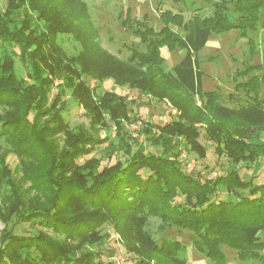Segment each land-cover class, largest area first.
Listing matches in <instances>:
<instances>
[{
    "label": "trees",
    "instance_id": "trees-1",
    "mask_svg": "<svg viewBox=\"0 0 264 264\" xmlns=\"http://www.w3.org/2000/svg\"><path fill=\"white\" fill-rule=\"evenodd\" d=\"M209 2L213 11L206 17L193 14L186 20L181 12L162 11L158 30L146 16L134 22L125 16L121 26L139 39L145 52L131 47L130 56L119 60L96 43L81 0H5L0 7V150L22 161L28 186L13 179L5 167L1 170L0 157V187L8 191L16 221L50 234L9 230L1 243L0 264H114L102 261L99 250L111 231L121 237L133 264H188L178 256L183 250L179 240L147 244L142 228L153 218L192 233L195 250L214 264L226 263L225 248L244 264H264V182L245 181L237 169L200 180L185 171L171 143L170 134L182 136L204 158V148L192 136L193 125L202 123L204 137L228 161L254 164L264 156V142L245 135L264 128V62L237 72L234 93L224 99L218 90L202 91L205 74L198 58L212 35L232 31L246 40L249 58L258 57L249 34L264 26V0ZM63 35L73 36L80 47L77 55L65 54L58 44ZM163 48L183 52L169 71L163 69ZM15 49L30 71V84L15 73ZM60 79L63 84L52 96V86ZM87 79H111L139 95L171 100L180 116L158 127L160 150H134L125 143L121 121L131 118L126 101L114 92L96 93ZM65 90L84 108L95 132L104 127L106 117L116 126L120 148L110 144L101 159L77 162L109 138L67 129ZM211 120L223 125L215 127ZM57 132L65 135L63 146L53 137ZM31 193L37 204L28 209L24 196Z\"/></svg>",
    "mask_w": 264,
    "mask_h": 264
},
{
    "label": "rangeland",
    "instance_id": "rangeland-1",
    "mask_svg": "<svg viewBox=\"0 0 264 264\" xmlns=\"http://www.w3.org/2000/svg\"><path fill=\"white\" fill-rule=\"evenodd\" d=\"M81 1L87 5L92 25L97 34L96 43L115 59L119 60H126L130 56L129 49L131 47L145 52L139 39L136 38L130 30L121 26V21L125 16H128L131 22L136 20L141 21L144 16H146L147 23L158 30L161 25L158 17L164 10L169 9L173 12H181L186 20L190 19L193 14L206 17L213 11L209 0H198L194 3L186 2V4L181 2L175 3L173 0ZM4 5L5 0H0V7H4ZM261 20L264 21V14ZM41 24H43V22ZM249 36L253 39L256 50L259 52L258 57L253 59L249 58L246 40L240 38L237 32L232 31L227 34L211 36L207 45L198 54V58L201 62L200 70L205 74L202 77L203 92L218 90L225 99L228 94L234 93V86L236 84L234 76L237 72L242 71L250 63L256 65L264 62V26L259 24L257 29L251 32ZM72 37L66 35L58 37V44L68 57L77 55L80 49L79 45L72 40ZM10 51L11 49H8V52ZM15 51V73L23 82L30 84V71L17 56L18 50L15 49ZM161 55L165 60L163 69L169 71L171 67L178 64L182 59L183 52L177 49L170 53L166 48H163L161 49ZM208 57H213V60L207 61L206 58ZM62 82L61 79L54 82L51 89L52 96H55L57 93L55 87L63 84ZM87 82L90 88H96V93L98 94L114 92L126 101L131 118L121 121L123 130H125L122 134V139L125 143L134 150L138 147H142L146 152L160 150V134L158 127L163 126L169 121H178L177 118L180 116L179 110L173 106L171 100L163 99L162 101H158L150 96L145 97L139 95L136 90L115 85L114 81L111 79L103 80L102 82L87 79ZM260 95H264V85L260 88ZM62 105L65 108L63 116L68 130L76 132L79 129H84L94 137H98V139H104L105 137L109 138L105 144L96 146L89 155L80 158L77 161L79 164H82L85 159H101L110 144L120 148L121 144L119 138L115 137V133L118 129L114 124L108 121L107 117L105 118L104 127L98 128V126H96L95 128L98 129L97 132H95L93 126L90 124V119L85 117L84 108L76 104L68 90H65V95L62 98ZM197 105L199 106V103H197ZM1 111L2 107H0V112ZM211 123L215 127H221L223 125L222 121L218 122L216 120H211ZM204 127V124L196 123L193 125L195 134L192 132L193 137L197 136V143L204 148V158H200L193 152L190 145L186 144L187 140L183 139L182 136L175 137V133L170 134L173 137L171 138V143L177 146L176 152L178 158L188 174H192L194 177L204 180L207 177L215 178L220 174H225L228 170L237 169L241 178L245 181L253 180L254 183L264 182V156H261L254 164L249 162L234 164L228 161L224 155H218L215 152V144L209 142L206 137H204ZM147 129L150 130V133L146 131ZM245 135L264 142V128L250 129L245 132ZM53 137L58 138L59 143L63 146L62 142L65 137L63 132H57ZM175 138H182V140H180V143H176ZM118 155L121 156V152ZM0 157L4 160L1 162V164L3 163L1 170L5 167V172L9 171L13 179L23 184L24 180L21 170L23 166L22 161L17 158V156L5 153L1 150ZM1 174H3V172H0V182ZM27 186L28 185L24 183V188ZM7 192V190L0 187V247L4 234L9 230L15 231L16 234L21 235H37L42 233L49 235L50 233L39 228L37 225H21L16 221L15 209L13 210L9 205L10 199L6 197L8 196ZM33 194H25L24 196L26 200L25 204L27 202L25 207L28 209L37 204V201L32 199ZM16 222H18L17 225ZM142 233L148 245H153V243L161 245L166 240H179L183 245V250L179 252L178 256L188 264H214L195 250L193 247L194 236L192 233L178 230L154 218L146 222L142 228ZM146 236L149 240L146 239ZM260 236L264 240V231ZM73 243L78 244L77 242ZM99 250H101L100 259L104 262L133 264V256L127 252L121 237L118 234H114L112 231L108 239H103L101 241ZM224 252L227 258L225 264H244L237 259L234 251L225 248Z\"/></svg>",
    "mask_w": 264,
    "mask_h": 264
}]
</instances>
